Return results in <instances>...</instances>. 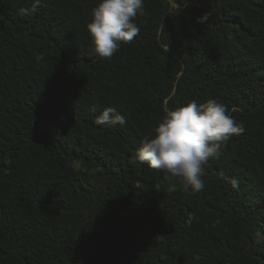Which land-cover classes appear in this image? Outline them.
Listing matches in <instances>:
<instances>
[{
  "label": "trees",
  "instance_id": "obj_1",
  "mask_svg": "<svg viewBox=\"0 0 264 264\" xmlns=\"http://www.w3.org/2000/svg\"><path fill=\"white\" fill-rule=\"evenodd\" d=\"M99 2L0 0V264H264V0H144L111 59ZM212 99L245 131L189 194L136 156ZM108 107L126 123L96 125Z\"/></svg>",
  "mask_w": 264,
  "mask_h": 264
},
{
  "label": "clouds",
  "instance_id": "obj_2",
  "mask_svg": "<svg viewBox=\"0 0 264 264\" xmlns=\"http://www.w3.org/2000/svg\"><path fill=\"white\" fill-rule=\"evenodd\" d=\"M38 6L39 0H36L30 9H21L20 14H34ZM143 13L144 0H100L92 9L87 25L94 54L101 59H111L121 43H131L140 32L135 19ZM94 122L98 126L112 127L125 124L126 119L115 108L108 107ZM244 131L243 125L236 123L224 104L214 99L203 104L193 100L175 110L165 108L154 137L143 140L136 159L179 178L186 192L197 194L205 188L204 166L210 160H219L228 140ZM226 179L232 188H239L237 177Z\"/></svg>",
  "mask_w": 264,
  "mask_h": 264
},
{
  "label": "water",
  "instance_id": "obj_3",
  "mask_svg": "<svg viewBox=\"0 0 264 264\" xmlns=\"http://www.w3.org/2000/svg\"><path fill=\"white\" fill-rule=\"evenodd\" d=\"M173 1V5L175 4V2H174V0H172Z\"/></svg>",
  "mask_w": 264,
  "mask_h": 264
}]
</instances>
